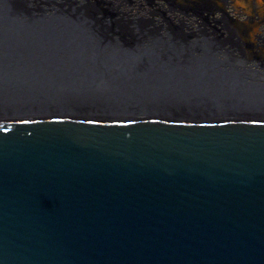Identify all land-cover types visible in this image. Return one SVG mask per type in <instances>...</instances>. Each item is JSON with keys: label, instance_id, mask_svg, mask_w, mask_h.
<instances>
[{"label": "water", "instance_id": "water-1", "mask_svg": "<svg viewBox=\"0 0 264 264\" xmlns=\"http://www.w3.org/2000/svg\"><path fill=\"white\" fill-rule=\"evenodd\" d=\"M133 1L0 0V264H264V0Z\"/></svg>", "mask_w": 264, "mask_h": 264}, {"label": "rangeland", "instance_id": "rangeland-1", "mask_svg": "<svg viewBox=\"0 0 264 264\" xmlns=\"http://www.w3.org/2000/svg\"><path fill=\"white\" fill-rule=\"evenodd\" d=\"M120 1V0H119ZM138 1V2H137ZM134 3L132 4V5H130V6H128V10L130 9V10H134V6L136 7L137 5H139L138 7H141L142 9H144V12H146V10L145 9H147L148 8V6H147V0H134L133 1ZM155 3H157L156 5H154V8H155V6H158L159 8H165V9H167V5L165 4V2H163V1H159V0H156V2ZM226 5V4H225ZM226 8H227V11H229V12H232V8H231V6L230 5H226ZM149 9H150V7H149ZM148 9V10H149ZM153 9V7H151V10ZM169 9H167V11H168ZM168 14L169 15H171V16H175L174 14H177V13H170V12H168ZM217 15H216V19L217 18H219V17H221V13L220 12H217L216 13ZM232 14V17H234V14L233 13H231ZM176 16H179V15H176ZM239 18H241V17H239ZM197 21H199V22H203L202 20H200V19H196ZM196 20H193V21H190L189 23L192 25V27H194V28H196V27H198V23L196 22ZM220 20V19H219ZM213 22V21H212ZM221 24L222 25H220L219 23L217 24V23H215V27H218V28H221V26H224V23L223 22H221ZM208 26V25H207ZM259 29H261L260 31H263V33H262V35H264V28L263 27H260ZM222 31L223 32H226V30H224V29H222ZM227 33V32H226ZM217 35H219V34H217ZM259 44H261L260 42H259Z\"/></svg>", "mask_w": 264, "mask_h": 264}, {"label": "bare ground", "instance_id": "bare-ground-1", "mask_svg": "<svg viewBox=\"0 0 264 264\" xmlns=\"http://www.w3.org/2000/svg\"><path fill=\"white\" fill-rule=\"evenodd\" d=\"M137 2H138V1H137ZM220 25H222V24L220 23ZM230 26H231V25L227 26V24H226V27L221 26V28L224 29V30H225V29L227 30V28L230 29ZM194 27H195V26H194ZM198 32H200V31H198ZM233 38H234V37H233ZM233 38H232V39L230 38V42H232ZM233 41H234V40H233ZM258 44H259V42H258ZM258 47H259V46H258ZM245 48H246V49H245ZM249 48H251V47L247 46V47L239 48V50L244 49V50H242L243 53H245L246 55H249V54L252 52V50H250ZM235 51L237 52V48L235 49ZM261 58H264V54L261 55Z\"/></svg>", "mask_w": 264, "mask_h": 264}]
</instances>
